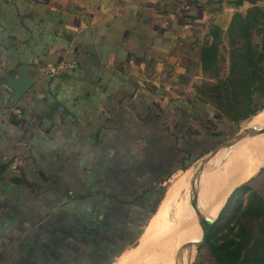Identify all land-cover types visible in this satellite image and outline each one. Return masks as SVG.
Returning a JSON list of instances; mask_svg holds the SVG:
<instances>
[{
    "label": "crops",
    "instance_id": "0c3cea01",
    "mask_svg": "<svg viewBox=\"0 0 264 264\" xmlns=\"http://www.w3.org/2000/svg\"><path fill=\"white\" fill-rule=\"evenodd\" d=\"M238 1L0 0V264H138L123 254L188 169L201 189L263 142L218 155L237 133L180 89L189 30L225 27ZM260 166L215 217L243 186L264 202Z\"/></svg>",
    "mask_w": 264,
    "mask_h": 264
},
{
    "label": "rangeland",
    "instance_id": "374dc122",
    "mask_svg": "<svg viewBox=\"0 0 264 264\" xmlns=\"http://www.w3.org/2000/svg\"><path fill=\"white\" fill-rule=\"evenodd\" d=\"M247 1L244 7L232 14L225 27L211 25L204 29L203 25H193L181 43V58L188 63V70L180 89L189 93L191 98L208 104L212 110H217L223 118H219V123H223L237 134L249 126L254 116V109L256 114L264 107V96L257 92L253 94L254 91L264 88V0ZM252 97L253 103L250 102ZM261 136L264 137V133L255 134V138ZM239 142L227 150L223 148L218 155L229 154L234 147L239 146ZM263 144L264 140L263 142L257 140L250 142L249 146L256 148ZM234 157L229 156L228 160ZM241 157L242 155L238 154L237 161ZM214 158V155L208 157L210 162L204 171L217 168L218 165L212 162ZM188 170L190 171L187 192L189 198L192 176L197 168L195 166ZM242 194L240 197H233L213 219L206 239L216 238L219 243L232 242L229 250H233L234 253L225 257L226 264H264L261 218L251 216L252 213L256 214L253 205L248 208L249 213L240 215L239 207L245 212L249 202L254 204L250 192L246 191ZM179 195L175 201L176 205L171 207L167 218L172 224L176 220L178 205L185 201L184 192ZM181 199L182 201H179ZM157 214L158 212L152 218L150 215L144 220L143 235L149 227H154L151 222L156 221ZM154 228L151 240L155 241L160 228ZM147 239L149 240L144 242L146 252L140 257L138 264H145L142 260L144 257L146 259L148 257V264H161V260L156 262L149 259H160L159 252L165 247V243H161L162 246L151 247L150 238ZM137 246L126 250L123 254L124 258H130L133 253L138 254ZM209 260L206 249L202 247L197 253L194 252L191 264H209Z\"/></svg>",
    "mask_w": 264,
    "mask_h": 264
},
{
    "label": "bare ground",
    "instance_id": "6f19581e",
    "mask_svg": "<svg viewBox=\"0 0 264 264\" xmlns=\"http://www.w3.org/2000/svg\"><path fill=\"white\" fill-rule=\"evenodd\" d=\"M257 120L264 122V111ZM243 147L238 151V154L242 155L239 159L240 165H224L220 171L218 170L215 173L211 182L208 179L206 184H204L205 182L203 183L204 185H202L201 189H197V199L200 201L195 211L198 215L194 213L193 217L192 214L189 217V206L191 205L190 198L187 197L183 203L178 205L176 218L174 217L176 220L175 222L172 221V224L167 219L169 211L172 206L176 205L175 201L178 195L181 194L180 192L188 186V177L185 176L175 183L167 193L164 202L158 210L157 218H155L156 221L151 222L155 228L152 226L149 227L143 235V238L138 242V252L140 250L141 253L146 252L144 241L149 240L147 239L149 237L151 247L162 246L165 243V247L162 250L159 249L161 250L159 252L160 259L150 258L149 261L158 262L161 260V264H189V254L191 255L192 251L201 243L206 231L205 229L210 221L215 218L218 210L235 186V184L231 183V179L238 177L237 179L239 180L237 182L244 181L264 163V144L256 148L249 145V148ZM179 201H182V199ZM158 227L160 231L157 234V239L155 241L151 240L154 235L153 228L156 229ZM145 263L148 264V260Z\"/></svg>",
    "mask_w": 264,
    "mask_h": 264
},
{
    "label": "trees",
    "instance_id": "16d2710c",
    "mask_svg": "<svg viewBox=\"0 0 264 264\" xmlns=\"http://www.w3.org/2000/svg\"><path fill=\"white\" fill-rule=\"evenodd\" d=\"M241 5H242V0H239L235 4V6H241ZM262 91H263V87L254 91L253 94L255 92L258 93ZM250 102L253 103V97ZM255 112L256 110L254 109L253 114ZM236 123H239V122H236ZM241 191L248 192V189L247 187L243 186ZM251 194H252V201L254 202V204H251V202H249L248 207L246 208L245 212H243V210L240 207L238 208V210H240V215L244 216L242 213H245V214L249 213L248 208H250L253 205V207L255 208L254 212L256 214L252 213L251 216H256L255 218H259V219L261 218V224L263 228H261L260 231L262 232V235L264 236V202L256 193H251ZM231 245H232V242L223 241L222 243H219L216 238H212V240H210V238L208 237L205 240L203 247L206 249V252L209 256V259H210L209 264H226L227 260L225 259V257H227L231 253H234L233 250L231 251L229 250ZM234 258L236 259V257ZM231 259H233V257Z\"/></svg>",
    "mask_w": 264,
    "mask_h": 264
},
{
    "label": "water",
    "instance_id": "95a60500",
    "mask_svg": "<svg viewBox=\"0 0 264 264\" xmlns=\"http://www.w3.org/2000/svg\"><path fill=\"white\" fill-rule=\"evenodd\" d=\"M264 133V126L261 127V128H258V129H249L248 127L244 128L241 132H239L237 135H235L232 139H230L228 142L224 143L221 148H230V146L236 144L237 142H239L244 136L246 135H254V134H257V133ZM229 150V149H228ZM215 153V154H214ZM213 153V155L215 156L216 155V151ZM2 167V166H1ZM198 182V181H197ZM197 182H194V180L192 181L191 183V186H190V190H189V196H190V202H191V206H196V203L192 200L193 196L196 195V191H197ZM196 213V211H195ZM197 214V213H196ZM198 215V214H197ZM200 216V215H199ZM198 216V218H199ZM213 224V220L210 221L209 225L207 226V228L205 229V233H204V236L202 238V241L201 243L195 248V251L194 252H198L200 250V248L203 246V244L205 243V240H206V237L209 233V230L211 229V226Z\"/></svg>",
    "mask_w": 264,
    "mask_h": 264
},
{
    "label": "built area",
    "instance_id": "2783aa9c",
    "mask_svg": "<svg viewBox=\"0 0 264 264\" xmlns=\"http://www.w3.org/2000/svg\"><path fill=\"white\" fill-rule=\"evenodd\" d=\"M72 67H73V65H72V64H70V65H69V68H72Z\"/></svg>",
    "mask_w": 264,
    "mask_h": 264
}]
</instances>
